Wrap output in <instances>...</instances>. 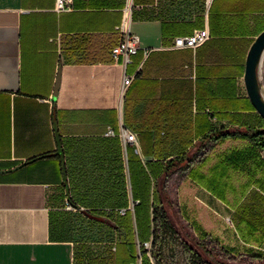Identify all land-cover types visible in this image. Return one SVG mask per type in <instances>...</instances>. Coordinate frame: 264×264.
Wrapping results in <instances>:
<instances>
[{
	"label": "crops",
	"instance_id": "obj_1",
	"mask_svg": "<svg viewBox=\"0 0 264 264\" xmlns=\"http://www.w3.org/2000/svg\"><path fill=\"white\" fill-rule=\"evenodd\" d=\"M122 27L140 38L129 64L112 57ZM202 29L196 50L172 48ZM263 31L264 0H74L64 13L0 0V264H131L130 162L174 159L183 171L159 198L177 177L168 213L185 242L210 264L208 243L226 264L263 263L264 149L234 134L264 127L244 83Z\"/></svg>",
	"mask_w": 264,
	"mask_h": 264
},
{
	"label": "trees",
	"instance_id": "obj_2",
	"mask_svg": "<svg viewBox=\"0 0 264 264\" xmlns=\"http://www.w3.org/2000/svg\"><path fill=\"white\" fill-rule=\"evenodd\" d=\"M114 60V58H113ZM264 124V120L260 117ZM238 136L249 138L259 150L264 149V127L247 129L246 131H237ZM221 135H230L229 133H222ZM234 135V136H235ZM192 162V161H191ZM175 163H182V160H171L169 163L160 164L156 166L153 164L144 166L141 163L133 165L130 162L131 181L133 188V195L138 201L134 206V214L136 218V234L138 238L137 251L133 241V232L131 223H126L128 231V241H130L129 249L133 250L131 261L133 263L137 259L138 253L142 256L141 264H175L173 255L168 254L167 245L170 238H176L181 242L186 252L190 255L188 264H210L205 258L198 253L192 246L185 242L176 230L175 226L169 219L167 207L159 198L160 195H165L164 188L167 179L171 176L173 168H176ZM190 161L187 162V164ZM189 168V166L187 167ZM177 170L183 171L182 165L177 167ZM153 187V189H152ZM126 214L122 217H125ZM128 220L129 218L126 217ZM151 241V249L147 251L142 244ZM95 261V260H94Z\"/></svg>",
	"mask_w": 264,
	"mask_h": 264
},
{
	"label": "built area",
	"instance_id": "obj_3",
	"mask_svg": "<svg viewBox=\"0 0 264 264\" xmlns=\"http://www.w3.org/2000/svg\"><path fill=\"white\" fill-rule=\"evenodd\" d=\"M74 0H55V10L58 13H64L71 10V6ZM122 34L124 37L113 47L112 49V57L114 60H118L120 57H124L126 63H131V57L140 50V38L138 35L133 34L128 31V29L121 28ZM210 37L208 29H202L194 32L189 36H178L173 39L172 48L173 49H192L196 50L198 47L202 46ZM149 49H144V53L147 55L149 53ZM132 77L125 76L123 80V87H127L131 84ZM108 137H116L115 131L109 129L106 133ZM119 136L124 141V143H135L137 141L136 134L134 132H130L128 129L123 128ZM138 202V201H137ZM136 202V203H137ZM127 210L122 209L118 211V214L124 216ZM142 246L150 251L151 249V241L144 242ZM142 256L140 253L137 255V259L135 262L131 264H141Z\"/></svg>",
	"mask_w": 264,
	"mask_h": 264
},
{
	"label": "rangeland",
	"instance_id": "obj_4",
	"mask_svg": "<svg viewBox=\"0 0 264 264\" xmlns=\"http://www.w3.org/2000/svg\"><path fill=\"white\" fill-rule=\"evenodd\" d=\"M260 85H261V88H262V93L264 95V58H263L262 66L260 68ZM182 163H183V161H182ZM182 163H175L177 166H176V168H173L172 171L175 170V169L177 170V167L182 165ZM179 175L181 176V174H179ZM177 180H178L177 177H172L170 179V181L168 182L167 188H166L167 189L166 190L167 191L166 192L167 193V200H168L167 202L169 204H172L171 202L173 201V204H172L173 206H170L168 203H165V205L167 207V210H169L171 212V215H173V216H176L174 212L176 210L177 201H174V199H175V197L177 195V190L179 188ZM77 225L79 226V230H83V227H84L83 224L79 225V223H78ZM176 226L178 227L180 236L183 239L182 224L179 223V224H176ZM168 242H169V244L167 245V249L169 251L168 254H169V256H171L170 254H174L173 255V260H174L175 264H188L187 261L190 258V255L186 252V249H185L184 245L181 242H179L178 239L173 238V237L170 238L168 240ZM207 247L212 251V254H210V256H209V259H210L212 264H226V261L229 258L225 254L222 253V255H220L221 251L218 250V248H216L215 246H212L209 243H208ZM256 260H258V259L257 258H242V259H239L238 261H232L231 263L232 264H259V262L256 261ZM261 264H264V262L261 263Z\"/></svg>",
	"mask_w": 264,
	"mask_h": 264
},
{
	"label": "water",
	"instance_id": "obj_5",
	"mask_svg": "<svg viewBox=\"0 0 264 264\" xmlns=\"http://www.w3.org/2000/svg\"><path fill=\"white\" fill-rule=\"evenodd\" d=\"M264 56V31L254 41L246 61L244 83L247 96L256 112L264 120V95L260 85V68ZM176 230L178 227L173 223ZM180 234V233H179Z\"/></svg>",
	"mask_w": 264,
	"mask_h": 264
},
{
	"label": "bare ground",
	"instance_id": "obj_6",
	"mask_svg": "<svg viewBox=\"0 0 264 264\" xmlns=\"http://www.w3.org/2000/svg\"><path fill=\"white\" fill-rule=\"evenodd\" d=\"M262 62H263V60H262Z\"/></svg>",
	"mask_w": 264,
	"mask_h": 264
}]
</instances>
